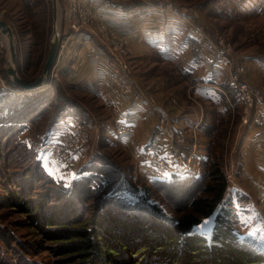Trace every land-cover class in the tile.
<instances>
[{"label": "trees", "instance_id": "16d2710c", "mask_svg": "<svg viewBox=\"0 0 264 264\" xmlns=\"http://www.w3.org/2000/svg\"><path fill=\"white\" fill-rule=\"evenodd\" d=\"M43 1L23 0L22 10L35 16L45 7ZM35 5L41 10L30 13ZM29 25L39 28L34 19ZM55 82L52 78L41 91L18 86L17 93L0 92V153L4 149L8 160L3 164L11 162L16 169L0 168V186L4 184L6 192L0 208L23 215L19 221L0 223L1 264H63L64 260L82 264H264V234H259L264 231H245L253 223L248 216L250 199L243 193L233 198L228 194L225 169L211 154L202 158L199 173L152 179L141 194L129 176L98 151L67 181L45 169L41 154L21 135L26 126L42 123L37 122L49 102L57 99H52ZM222 88L228 94L216 91L210 103L219 104L225 115L231 112L225 98L231 97L235 106L239 99L230 81ZM64 104L53 113L45 137L57 121L82 115L79 102ZM81 121L90 118L82 115ZM8 184L16 189H8ZM153 190L170 199L175 215L154 199ZM18 228L30 231L18 234ZM41 250L55 256V263L52 257L48 258L52 263L30 257Z\"/></svg>", "mask_w": 264, "mask_h": 264}, {"label": "rangeland", "instance_id": "374dc122", "mask_svg": "<svg viewBox=\"0 0 264 264\" xmlns=\"http://www.w3.org/2000/svg\"><path fill=\"white\" fill-rule=\"evenodd\" d=\"M149 1H157L159 3H161V1H170L172 6H174L177 11L184 12L187 16L189 15V25L201 28L204 36L207 39H210L213 44L212 51L223 50L229 57L230 64H228L225 69H221L227 73L229 81L230 77L236 73L237 66L243 67V71L237 72L238 80L239 82H245L248 84L254 93L252 107L247 113V118L249 119V115L252 110L257 108L254 104L256 97L260 96L264 99V91L259 89L260 87L258 88L247 79V68L249 65L248 63L246 64L243 56L249 55L253 57H264V5L261 9L259 8V6L264 3V0ZM35 3L40 5L38 2ZM57 3V35H72L75 30L69 26L67 20L65 19V13L68 8L67 0H57ZM23 5V0H0V15L1 19L6 21L12 27L14 33L13 39L16 47V67L18 74L26 81H33L42 73L49 48V42L53 33L52 0H44L43 5L45 7L42 8V11L35 16H30L28 13L23 12ZM36 9L37 11L41 10L40 6L35 5V7L31 8L29 11H31L30 13H33L32 11ZM31 19H34V22H38L39 28H33L29 25V21ZM87 28L93 31L92 25ZM110 28L116 32L112 27ZM77 30V32L80 31L79 29ZM117 35L122 37L126 42L125 46L123 45L125 54L122 56L126 66L123 64L120 65L118 62H116L115 66L111 63L109 64L112 68L115 67V70H120L122 72L124 79L121 82L120 88L122 90L124 89V91L128 94L125 93L126 95L121 96L119 94V86L116 85L114 87V99L107 103V105L99 100L98 97L93 92H90L89 89L78 86L74 78L69 76V72L74 68L77 69V65L81 64L78 62L81 61L82 57L79 61H76L75 57L77 56L78 49L80 50L83 48L81 47V43L84 42L81 40H73L72 43L65 45L63 42H65L66 39H62L60 45L62 50L60 52L65 53L63 56L65 59H62V62L58 63L55 60L49 79L42 85V87H36L35 90H33L41 91V89L47 87L52 78H55L56 82L53 86L54 92L52 99L54 100L56 96L57 99L54 102H49L48 100L49 108L42 114L41 118L37 122L39 123L42 121V123L34 125L30 124L31 127L26 126L22 131L23 134L21 135V138L23 137L22 139H26L28 144L41 154L44 163L43 165L45 166V161L47 162L48 156V154H45L44 151V145L47 140V136L45 137L46 127L49 124L51 117H53V113L60 105H62L64 101L66 105H71L73 103L76 105L79 102V106L83 109V113L81 112V114L87 115L88 118L92 119V124L90 123L92 127L84 130V132H87L86 141L87 143H90V147L86 154V159L84 158V160L79 163H87L91 154L98 151V155H105L109 157V159L114 162L116 168L123 173L125 177L129 176L128 178L130 182L138 187L136 189H138L139 194L143 193L144 185H149L152 181V179H150L151 177L139 168L138 161L143 162V158H137L135 156L133 153V146L129 143V141L127 147L114 142L110 143L108 141L109 135L106 132V124L110 123L113 129L117 132L115 136L127 137L126 134L116 130L114 125L115 113L114 111L112 112L109 105L116 100H120L124 106L125 99L134 97L135 95H140L145 100L149 110L151 111V115L153 116V120L151 121L153 132L156 131V133H161L163 127L171 130L174 123L173 119L175 120L180 117L183 118L185 117V113L192 114L193 119L195 115L193 128L190 129L188 128V125L183 124V126H181L182 131H177L173 134L174 139L167 136L169 133H166L167 131H165L163 135L168 139V141H165L163 137L162 139L159 138L161 146L165 142L170 144V150L158 151L153 149V151H155L154 154L157 157H161L167 162L168 167H164V173L166 176L164 179H170L174 175L181 173L185 174L188 171L189 173H199L202 168V158L207 154H211V157L215 156L225 169L224 171L230 188L229 195L232 196V192L234 191L232 184L241 183L243 188L245 187L248 192L250 191L249 193L251 195L256 197V200L260 202L264 210V201H261L260 199V193L262 190L255 191L252 184H247L248 180L245 178L243 180V174L250 172V169H248L249 161H246L247 156L245 157L242 155L244 150L241 147L244 134L248 127L255 126L264 129V126L251 123V119L244 121L246 113L242 103V97H240V91L237 90L236 85L232 84L238 93L239 105L235 106V102H233L231 97H226L225 101H228L229 99L228 103L231 112L225 113V115L221 114V106H219V104L207 102L204 98H201L198 93H196L194 87L198 77L192 75L184 76L177 68H174V66L167 63L159 66L158 64H152V62H146L142 59L137 61L134 55L131 56V52L129 53L128 46L130 42L126 35L120 33ZM95 38L97 42L90 41V43L84 45L86 46L85 54L88 58L92 57L90 48L93 46L101 51L104 50V52L109 55L111 51H114L115 41H111L113 39L112 35L109 37H102L98 34ZM198 45L199 51H202L203 45L200 43ZM8 55L7 34L1 32L0 30V92L9 91L17 93L19 87L13 82L11 76L7 73ZM58 55L59 53L57 54L56 59L59 57ZM121 69H124L125 71ZM161 76L168 80V85L164 84V80L160 79ZM175 77H178V82L175 85H172L174 82L170 80ZM219 90L221 92H223V90L226 91L225 88H219L217 91ZM61 94L64 95V99ZM48 117L50 118L47 121H44V119ZM67 118L68 117L57 121L51 130H49L50 132L48 137L56 134L58 130L65 129V126L59 127V122L64 121ZM202 124L206 127L202 128ZM66 128H68V126ZM75 132L80 135L78 141L80 149H83L84 137L79 131ZM130 135L136 143L140 144L135 130H133ZM140 145L143 146L142 144ZM215 149L217 150V153L212 151ZM0 156V168L3 169V171L6 169L16 170L14 168V164H11V162L8 164L9 166L7 165L8 167L3 164V161L8 160V155L5 153L4 149L0 153ZM177 156L182 158V171L171 173V169L179 165V161L176 158ZM79 163L68 165L65 162H62V167L59 168V172L54 174L52 172L51 173L56 178L67 181L69 176L73 177L78 173V169L81 166ZM185 165L187 167L184 168ZM71 166H73V168H68ZM45 169L48 168L45 166ZM66 173L69 175L67 176ZM3 185L4 184L0 186V201L4 195H6L5 186ZM139 188H142V191H140ZM8 189L14 190L16 189V186L11 187V185L8 184ZM153 191L155 192L153 195H156V198L154 199L157 200L161 206H164L165 211L168 214L175 215L176 209L174 208V205L170 203V199H166L162 196L159 190ZM4 211L9 212L0 216V223L4 224L10 221H19L23 218L22 214L11 212V209H7L5 207L0 208V215ZM252 225L253 224H249L245 228V231L253 229ZM261 227L264 228L262 225ZM29 231L30 230L28 228H18L16 230L18 234H26ZM259 234L262 236L264 232ZM27 237L32 239L34 243L38 239L36 236L34 237L33 234H27ZM48 254L49 253L47 251L41 250L39 254L34 252V255H30V257H32L33 260L40 261V259H45L46 262L52 263L53 261V263H55L56 257H52L51 254ZM7 255H10V253L8 252ZM49 257H52V261L48 259ZM0 261H3L2 257L0 258ZM63 264L82 263H70L69 261L64 260Z\"/></svg>", "mask_w": 264, "mask_h": 264}, {"label": "crops", "instance_id": "0c3cea01", "mask_svg": "<svg viewBox=\"0 0 264 264\" xmlns=\"http://www.w3.org/2000/svg\"><path fill=\"white\" fill-rule=\"evenodd\" d=\"M86 2L89 3L91 12H96L98 21L101 19L117 33L126 35L130 42L128 46L129 53L131 52V56L134 55L137 61L142 59L159 66L167 63L177 68L184 76L192 75L198 77L195 83V91L207 102L215 99L217 96L216 91L222 88L223 83L229 82V77L224 70H213L210 59L201 57L199 42L192 36L194 26L189 25V15L187 16L184 12L177 11L170 1H161L159 3L149 0H86ZM263 5L264 3L259 8L261 9ZM79 30V32H77L78 30L73 31L72 35H60L61 42L62 39H66V43L63 42L65 45L72 43L73 40L84 42L81 43L83 48L78 49L75 57L76 61H79L82 57L81 61L78 62L81 64L77 65L78 67L76 66L77 69H72L69 72V76L74 78L78 86L89 89L90 92H93L99 100L107 105L114 99L115 95L114 86L108 79V66L100 58H95L93 55L90 58L86 56V46L84 45L90 43V41L97 42L96 35L88 28ZM61 50L62 48L59 47L57 63L65 59L63 58L65 53L60 52ZM243 57L246 64L248 63L249 65L247 68V79L264 91V57L249 55H244ZM178 77L170 80L174 82L172 85L178 82ZM160 79L164 80V84L168 85L167 79L162 76ZM124 112L128 122L134 126V130L137 132V139L144 148L158 151L170 150V144L165 142L168 139L163 135V132H153L151 127L153 116L142 96L135 95L125 99ZM184 115L185 117L183 118L173 119L174 123L171 129L173 134L177 131H182L181 126L183 124L188 125L190 129L193 128L195 115L194 119L192 114L185 113ZM81 119L82 115L78 119L68 117L64 121L59 122V127L68 126L72 130L79 131L84 137L83 149L76 152V164L84 160L90 147V143L86 141L87 132H84V130L92 127L90 125V123L92 124V119L90 118L91 122H82ZM106 132L109 135L108 141L110 143L114 142L124 147L128 146L127 137L115 136L117 132L110 123L106 124ZM162 137L165 139V143L161 146L159 138L162 139ZM50 141L49 136L44 145L45 154H48L45 166L48 171L54 174L59 172L63 161L48 149ZM241 147L244 150L242 155L247 156L246 161H249L248 169H250V172L245 171L246 173L243 174V180L244 178L248 180L247 184H252L255 191L264 190V129L255 126L248 127ZM68 168H73V166ZM66 175L68 176L69 174L66 173ZM232 187L234 188L232 198L236 197V193H243L250 199L252 206H249L248 216L253 219V229L264 231V228L261 227V225L264 226V210L260 202L249 193L250 191L248 192L245 187L243 188L241 183H234ZM229 190L230 188L228 187V194H230ZM235 201L237 199L234 198ZM235 206L239 207L238 203L236 204L235 202Z\"/></svg>", "mask_w": 264, "mask_h": 264}, {"label": "built area", "instance_id": "2783aa9c", "mask_svg": "<svg viewBox=\"0 0 264 264\" xmlns=\"http://www.w3.org/2000/svg\"><path fill=\"white\" fill-rule=\"evenodd\" d=\"M68 8L65 13V19L67 20L69 26L73 29H87L90 25L93 27V33L98 35L100 34L102 37H109L112 35L113 39L111 41L114 42V51L106 54L98 48L91 47L90 52L96 58L102 59L108 66V79L110 83L115 87L119 86L120 92L119 94L126 95L127 92L120 88L121 82L124 79V76L120 70H115V67H111L109 63L115 66L116 62L120 65L126 66L122 56L125 54V50L123 49V45L125 46L126 42L122 37H119L117 32H114L108 25L103 24V20L97 19L96 12L91 13L89 3L85 0H67ZM192 36L203 45L202 51H200L201 57L209 58L211 61V67L213 70H221L225 69L228 64H230L229 57L224 53L223 50L212 51L213 44L210 39H207L204 36L203 31L199 27H194L192 29ZM93 56V57H94ZM125 71L124 69H121ZM243 71V67H238L236 73L230 77V82L235 84L237 90L240 91V97H242V103L244 106V110L246 115L244 116V121L251 119V123L256 125L264 126V99L260 96L256 97L254 104L257 108L253 109L251 114L249 115V119L247 118L248 110L252 107L253 104V90L252 88L246 84L245 82H239L237 72ZM196 87H194L195 89ZM126 93V94H125ZM128 96V95H127ZM109 107L112 109V112L115 113V121L114 125L118 132L124 133L128 137L129 143L133 146V153L138 158H143V162L138 161L139 168L145 172L150 179H164L166 178L164 173V167L167 166V162L165 159L161 157H157L152 150L149 148H144L139 143H136L134 139L131 138V133L134 130V126L128 122L125 112L124 106L120 100L114 101ZM65 129L58 130L56 134L50 136L51 141L48 143V149L51 153L55 154L61 161L65 162L68 165H73L76 163V152L80 150V145L78 135L75 131H72L66 127ZM166 133L169 138L174 139L173 132L167 128H162V132ZM48 138V137H47ZM171 141V140H170ZM179 161V165L177 167H173L171 169L172 172L182 171L181 170V161L182 158L180 156L176 157ZM190 160V159H189ZM168 167V166H167ZM187 167L186 165L184 168ZM170 174V173H169ZM136 187V186H135ZM138 188V187H136ZM138 190V189H137ZM142 191V188L140 189ZM261 201H264V190L260 193Z\"/></svg>", "mask_w": 264, "mask_h": 264}, {"label": "water", "instance_id": "95a60500", "mask_svg": "<svg viewBox=\"0 0 264 264\" xmlns=\"http://www.w3.org/2000/svg\"><path fill=\"white\" fill-rule=\"evenodd\" d=\"M52 18H53V33L49 42V48L46 56V60L43 65L42 73L36 77L33 81H26L18 74L16 67V47L14 43V33L12 27L3 19L0 15V30L7 34L8 44V60H7V73L11 76L13 82L24 89H33L36 87H42V85L49 79L51 75L52 66L55 63L58 50L60 47V36L57 35V23H58V3L57 0H52Z\"/></svg>", "mask_w": 264, "mask_h": 264}, {"label": "bare ground", "instance_id": "6f19581e", "mask_svg": "<svg viewBox=\"0 0 264 264\" xmlns=\"http://www.w3.org/2000/svg\"><path fill=\"white\" fill-rule=\"evenodd\" d=\"M85 1H86V0H85ZM91 13H92V12H91ZM103 24L107 25V24H106V23H104V22H103ZM75 30H77V29H75ZM60 39H61V38H60ZM59 45H61V41H60V44H59ZM93 56H94V54H93Z\"/></svg>", "mask_w": 264, "mask_h": 264}]
</instances>
